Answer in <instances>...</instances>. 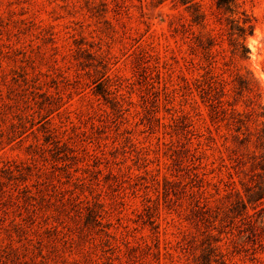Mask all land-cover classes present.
Instances as JSON below:
<instances>
[{"label": "rangeland", "instance_id": "obj_1", "mask_svg": "<svg viewBox=\"0 0 264 264\" xmlns=\"http://www.w3.org/2000/svg\"><path fill=\"white\" fill-rule=\"evenodd\" d=\"M262 107L264 0H0V264H264Z\"/></svg>", "mask_w": 264, "mask_h": 264}, {"label": "trees", "instance_id": "obj_2", "mask_svg": "<svg viewBox=\"0 0 264 264\" xmlns=\"http://www.w3.org/2000/svg\"><path fill=\"white\" fill-rule=\"evenodd\" d=\"M223 6L224 5H222L221 3H218L217 5L219 9L220 8H224V10L230 9L229 5H226L224 7ZM262 109L263 111L261 114L262 116H264V107H262ZM256 141L258 146L264 149V122L260 130V134L256 137ZM259 157L260 159L254 165H258L259 168L262 170V172H257L256 174L261 176V173H263L262 174L263 180L261 181V183L256 182L252 186H247L246 189L244 190V193H241V191L235 187V179L232 176L235 173V171L230 172V184L232 185L230 187L231 190L230 193L234 194L236 197V204H237L236 208H238L237 214L238 213L241 215L244 214L245 217L247 218H250L253 215L248 213L247 207L250 206L252 209H256V207L261 205L262 199L264 198V152H262V154H260ZM260 209H264V207H260Z\"/></svg>", "mask_w": 264, "mask_h": 264}, {"label": "clouds", "instance_id": "obj_3", "mask_svg": "<svg viewBox=\"0 0 264 264\" xmlns=\"http://www.w3.org/2000/svg\"><path fill=\"white\" fill-rule=\"evenodd\" d=\"M260 35H261V34L258 32V33H257V40H252V41H250L248 46H249V47H252V48H255V47L257 46V41H258Z\"/></svg>", "mask_w": 264, "mask_h": 264}]
</instances>
